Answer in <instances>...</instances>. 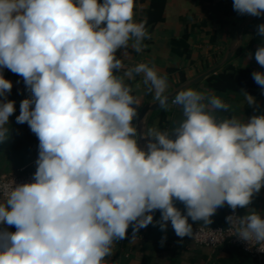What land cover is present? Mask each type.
<instances>
[{"label":"clouds","instance_id":"9594fccd","mask_svg":"<svg viewBox=\"0 0 264 264\" xmlns=\"http://www.w3.org/2000/svg\"><path fill=\"white\" fill-rule=\"evenodd\" d=\"M135 8L136 0H0V142L16 111L4 69L31 93L16 122L39 142L29 182L0 177V264H111L130 226L135 237L150 224L166 231L170 221L177 237L192 238L189 218L210 225L225 204L236 236L264 252V218L235 213L251 209L264 188V114L218 119L227 103L185 87L171 101L183 115L174 127L139 131L124 77L143 74L164 109L169 85L147 63L128 67L120 58L151 38ZM233 9L261 17L264 0H233ZM257 35L264 41V23ZM254 58L264 68V42ZM252 78L264 94V71Z\"/></svg>","mask_w":264,"mask_h":264},{"label":"crops","instance_id":"0c3cea01","mask_svg":"<svg viewBox=\"0 0 264 264\" xmlns=\"http://www.w3.org/2000/svg\"><path fill=\"white\" fill-rule=\"evenodd\" d=\"M145 18L147 19L146 27L151 37L143 42L146 47L142 51L136 52L129 46L127 56L120 58L128 67L147 63L176 83H180L181 72H184L187 79L213 65L228 47L233 30L242 19L233 9V0H166L162 12L153 8L152 0H136L135 19L140 21ZM261 23L264 21L259 19L248 29L242 47L243 54L233 58L236 64L258 71H264V68H261L254 58L255 50L260 43L264 42L257 35V26ZM249 53L252 54L251 59H248ZM209 63L210 66H208ZM170 69L174 71L170 72ZM4 77L12 81L13 90L16 86L13 73L8 72ZM124 81L131 88V94L136 98L138 112H140L142 106L153 99L154 92L147 91L148 86L143 83V74H134L133 78L124 77ZM199 84L195 90L203 92L206 96L214 94L229 105L228 111L213 113L218 119L236 116L241 122H245L254 114H264V94L260 87L258 90L262 97L256 99V106H249L242 94L216 93L206 86L205 81ZM167 109L171 113L166 116L163 122L165 129L160 131L170 130L183 118L182 109L172 102ZM19 114L20 106L9 118L8 136L7 139L0 142V147L4 146L10 137H13V142L20 145L26 133L32 134L26 123L18 124L16 122V116ZM38 143L37 137H32L28 148L11 152V156L7 158L8 162L0 158V173H19L21 169H28L32 166L38 156ZM177 207L184 210L183 204L177 203ZM249 207L251 209H245L243 215L254 209L264 218V188L254 196ZM230 209L227 204L218 208L214 216L211 217L213 222L210 225L219 222L223 213ZM159 219L160 212L156 211L154 221ZM189 223L204 224L202 221L192 222L190 218ZM9 230L15 231V228L12 227ZM165 236L166 240L161 246V239ZM222 250V246L212 249L196 245L186 237H177L169 221L166 231H162L159 226L150 224L146 228L140 229L135 237L132 236V227L130 226L128 237L114 243L113 255L107 259L111 264H237L224 260L223 257L227 255H224ZM240 259L245 258L241 256ZM258 264H264V261Z\"/></svg>","mask_w":264,"mask_h":264},{"label":"trees","instance_id":"16d2710c","mask_svg":"<svg viewBox=\"0 0 264 264\" xmlns=\"http://www.w3.org/2000/svg\"><path fill=\"white\" fill-rule=\"evenodd\" d=\"M102 2V0H101ZM166 0H152V6L154 9H159V11L162 12V10L165 8ZM240 18L245 17L246 15H240ZM261 21H264V17L260 19ZM243 54V50H239L237 53V56H241ZM210 66V63L208 64ZM170 72H173L174 70H169ZM256 71V69H253L251 67L239 65L235 63V59H232L230 62H228L222 69H220L216 74L211 75L209 78L205 80L206 86L216 93H238L243 94V91H246L247 93L254 96L256 99H259L262 97L260 90L253 78H252V72ZM186 79V76L184 72H181L180 75V81L182 82ZM200 84H196L192 86V88H197ZM23 96V89H19L18 87H15L8 100L15 101V109L18 110ZM171 111L168 109H160L159 111L155 112L154 115L151 118L150 121V129H157V130H163L165 129L163 122L168 114H170ZM32 137H36L33 133L30 134L29 132L25 134V138L22 142V144H17L13 142V137H10L8 142L0 147V158H2L3 161L8 162V157L11 156V152L19 149L28 148V144L30 142V139ZM32 166H30L26 170H30ZM2 174V173H0ZM13 173H8L5 175H10ZM232 210V209H230ZM229 210V211H230ZM240 216H242L245 212L244 208H237L236 209ZM229 211H225L223 215L219 218V222L216 224H213L214 226H222L225 225V218ZM224 252V255H227L223 257V259L227 261H233L237 264H258L261 263L256 257L246 254L242 251V249L236 245H232L230 243H226L222 246ZM241 256H244L245 259H240Z\"/></svg>","mask_w":264,"mask_h":264},{"label":"water","instance_id":"95a60500","mask_svg":"<svg viewBox=\"0 0 264 264\" xmlns=\"http://www.w3.org/2000/svg\"><path fill=\"white\" fill-rule=\"evenodd\" d=\"M263 17L264 16L253 17L248 15L243 17L240 20V22L237 24V26L234 28L228 47L223 52L221 57L213 65H211L207 69L199 71L192 77H189L180 83H176L173 79H170L167 76L158 72V75L162 77H166L167 79L169 86L165 94L169 96V104L171 103L172 98L175 96L177 91L185 87H192L196 84L201 83L202 81H205L211 75L216 74L228 62H230L237 55L239 50L242 49L245 40V34L247 33L248 29L254 24V22H256L257 20ZM7 74H8V70L4 69L3 75H7ZM160 109L162 108L159 106L158 102H156L154 99H151L148 102H146L142 106L139 112V119L136 121L139 124L138 130L147 132L148 129H150V121L152 116L154 115L155 112L159 111ZM139 143L141 147H143L145 141L140 140Z\"/></svg>","mask_w":264,"mask_h":264},{"label":"built area","instance_id":"2783aa9c","mask_svg":"<svg viewBox=\"0 0 264 264\" xmlns=\"http://www.w3.org/2000/svg\"><path fill=\"white\" fill-rule=\"evenodd\" d=\"M8 72L11 71L8 70ZM35 168L36 166L34 161L30 170L21 169L19 173L10 175L0 174V177L5 179L14 178L17 183L29 182L35 172ZM235 213L240 215L237 210H235ZM231 214H233V210H230L226 217ZM192 225L194 235L192 238L187 236L186 238L193 241L196 245L217 249L226 243H230L240 247L244 253L256 257L260 262L264 261V252L259 251L257 248L259 245H249L247 242L236 236L235 227L230 226V224L226 221V218L225 225L222 226L205 225L200 223H192Z\"/></svg>","mask_w":264,"mask_h":264},{"label":"rangeland","instance_id":"374dc122","mask_svg":"<svg viewBox=\"0 0 264 264\" xmlns=\"http://www.w3.org/2000/svg\"><path fill=\"white\" fill-rule=\"evenodd\" d=\"M13 76H14V80L16 81L15 87H18L20 90L23 89L22 99L29 98L30 91L26 88V86L23 82V78L17 74H14V73H13Z\"/></svg>","mask_w":264,"mask_h":264}]
</instances>
